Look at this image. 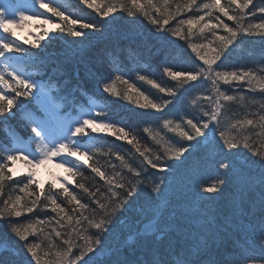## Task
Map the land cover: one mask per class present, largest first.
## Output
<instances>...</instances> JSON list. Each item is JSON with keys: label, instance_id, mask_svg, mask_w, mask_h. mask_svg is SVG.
Instances as JSON below:
<instances>
[{"label": "snow or ice", "instance_id": "snow-or-ice-1", "mask_svg": "<svg viewBox=\"0 0 264 264\" xmlns=\"http://www.w3.org/2000/svg\"><path fill=\"white\" fill-rule=\"evenodd\" d=\"M79 3L89 15L57 0H0V221L18 245L0 237V264H264V67L224 63L245 39L264 41V0ZM31 20L40 31L18 36L14 27ZM137 22L150 37L138 41ZM181 47L194 59L177 70L171 61ZM89 50L99 55L86 84L65 66ZM126 64L136 65L135 82ZM88 84L155 117L157 129L142 130L155 147L131 123L113 120ZM236 103L242 117L229 115ZM13 108L22 131L7 124ZM108 137L130 145L131 155L104 151L98 145ZM200 150L202 161L181 173ZM101 155L118 163L105 167ZM49 161L68 175L45 181L46 191L36 169ZM201 163L213 169L210 179H197ZM83 170L102 183L79 182ZM130 218L137 242L151 250L147 260L125 255L120 234Z\"/></svg>", "mask_w": 264, "mask_h": 264}, {"label": "trees", "instance_id": "trees-1", "mask_svg": "<svg viewBox=\"0 0 264 264\" xmlns=\"http://www.w3.org/2000/svg\"><path fill=\"white\" fill-rule=\"evenodd\" d=\"M58 3L64 4L67 6L70 11L74 12L77 15H89L91 10H88L86 6H83L79 3V0H58ZM162 2V0H158V3ZM223 2V0H222ZM175 3V0H173V4ZM187 15H191V13L185 14L182 17L179 18H186ZM178 18V19H179ZM116 20L120 22L122 25L128 24V20L123 15H117ZM225 22L231 23L230 21H227L225 18ZM174 23V22H173ZM119 26V25H117ZM132 27L136 30V32L139 34L138 41L141 37L148 38L151 36V32L149 31V28L145 27L144 23L137 22L135 25H132ZM223 34V33H222ZM32 39V38H31ZM194 42H200L198 40H195ZM63 43V42H61ZM181 44L183 42H180ZM53 47L55 45H49L48 51H52ZM179 52L180 55L177 56V58L173 61H171L172 64H174L177 68V70H184L188 69L192 66V62L194 57L186 51L184 48H180ZM98 53L94 50H89L83 53L82 58H76L74 60H71L66 66V71L69 76H74L77 72L80 74L81 80H84L87 84L86 74L89 71L90 68L93 67L95 63L98 62ZM176 55V53H174ZM225 65L228 66H238L241 64L247 65L249 67H264V41L259 39L258 37H252L245 39L242 44L236 46L229 54L228 59L224 61ZM126 71L128 73V78L133 80L135 82L136 77V65L134 64H126ZM152 68L154 71L159 72L161 69L157 67V63L153 62ZM140 74H145L141 72ZM167 79V78H165ZM138 86H141L138 84ZM89 90L91 92L95 93V97L98 100H101L102 102H107L110 106V116L113 120H119L124 119L127 122L134 125L137 129L140 130L141 139L143 143L147 144L149 147H155V143L151 140L150 136H148L146 133H143V128L147 127L149 123H151V126L154 129H157V124L152 123L155 120V117H152L149 114H145L143 112H138L134 110L133 105L130 103L119 100L115 98L108 97L107 94H104L100 91H98L96 88H94L91 84H88ZM147 87V86H144ZM144 90V88H142ZM155 92V90H152ZM194 95V93H193ZM251 95V94H249ZM190 99V97H188ZM255 99L260 100L261 97L257 93L255 95ZM19 104V101L17 102ZM188 105L185 103L184 105H177L173 109V118H175L178 114H183V111L185 108H187ZM252 111H255V107L251 109ZM13 112L15 113V116L13 118H9L7 121V124L11 126L12 128L16 129L17 131H22V125H23V119L21 116V113L17 111L16 108H13ZM245 112V108L239 104H233L231 106V110L229 115L234 117H242ZM4 128V124L0 123V129ZM0 139H4V132L0 130ZM7 146V141L5 140L4 145ZM101 147L104 151H107L108 148H113L114 150H119L122 154H124L126 157L131 155L130 149L131 146L124 144L122 142L113 143V138L108 137L100 144L98 145ZM204 156V151L200 150L192 155L190 159L187 161L185 166L181 167V173H183L184 167H191L192 165L201 162L202 158ZM98 159L100 160V164L104 165L105 167H108L110 163H118L115 159H112L109 161L108 157L105 156H99ZM214 175L213 169L211 166H205L203 163L200 164L197 179H210ZM19 179V178H18ZM53 178H48L45 181H50ZM76 179L79 182L85 183L88 187H93L95 185L101 184L102 181L99 180L98 177H95L93 173H91L90 170H83V178L76 177ZM39 184L40 187H45L47 191V185L45 184V181L42 183L40 180ZM14 186H6L5 191L9 192L12 190ZM70 190L76 191L78 196L81 195L80 190L76 189L74 186L70 184ZM195 191V188H186L185 192L188 199H192V193ZM86 202V201H85ZM67 206V205H66ZM23 220V217L21 218ZM135 227L136 225L130 222L128 225L124 227L123 232L120 234V240L122 243L126 245L125 247V255L130 260H140L144 259L147 260L151 257V250L149 249L147 244L144 243H138L135 236ZM132 230H129V229ZM60 230V229H57ZM0 237H5L7 246L9 248L15 246L18 248V245L14 238L8 235L6 231V225L4 222L0 221ZM4 241H0V244H3ZM57 243L59 241L57 240ZM213 258H220L216 256V253H212Z\"/></svg>", "mask_w": 264, "mask_h": 264}, {"label": "rangeland", "instance_id": "rangeland-1", "mask_svg": "<svg viewBox=\"0 0 264 264\" xmlns=\"http://www.w3.org/2000/svg\"><path fill=\"white\" fill-rule=\"evenodd\" d=\"M46 2H47V0H46ZM29 14L31 15V14H33V12L30 11ZM39 23H40V21L31 20L29 22V26H26L24 28H15L14 27V30L17 32V34L19 36H22L24 38L27 37V38L31 39L34 37H32L30 35V32L40 31V29L36 26ZM47 27L51 28V27H53V25L49 24V25H47ZM15 167L17 170H21L25 167V165L22 162H17ZM36 172H37L38 180H40L42 183L48 178H54V176L56 174L65 175V176L68 175L66 169L57 167V163L55 161H49L44 165H40L36 169ZM57 183H59V182H57Z\"/></svg>", "mask_w": 264, "mask_h": 264}]
</instances>
